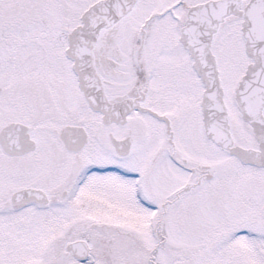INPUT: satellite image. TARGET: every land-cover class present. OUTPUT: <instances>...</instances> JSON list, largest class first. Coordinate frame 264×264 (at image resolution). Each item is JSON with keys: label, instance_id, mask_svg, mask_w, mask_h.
<instances>
[{"label": "snow or ice", "instance_id": "snow-or-ice-1", "mask_svg": "<svg viewBox=\"0 0 264 264\" xmlns=\"http://www.w3.org/2000/svg\"><path fill=\"white\" fill-rule=\"evenodd\" d=\"M0 264H264V0H0Z\"/></svg>", "mask_w": 264, "mask_h": 264}]
</instances>
